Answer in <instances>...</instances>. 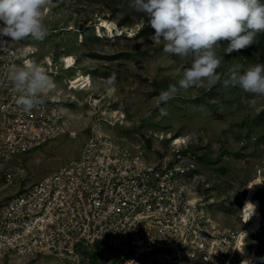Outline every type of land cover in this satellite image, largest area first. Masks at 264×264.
Instances as JSON below:
<instances>
[{
    "label": "rangeland",
    "instance_id": "1",
    "mask_svg": "<svg viewBox=\"0 0 264 264\" xmlns=\"http://www.w3.org/2000/svg\"><path fill=\"white\" fill-rule=\"evenodd\" d=\"M45 17L49 34L43 41L29 37L0 50V56L22 66L25 47L35 49L30 57L44 65L52 79L44 93L45 124L40 125L49 133L11 154L7 161L13 172L11 182H5L0 171V264H54L50 257L32 259L25 252L19 255L18 247L2 240L7 231L8 204L15 193L56 169L89 138L109 142L112 154L120 161L165 160L181 167L176 177L182 197L195 198L201 220L205 216L210 219L199 223L203 227L200 232L210 227V237L217 242L209 264H242L235 248L247 225L242 221L241 208L249 195V184L260 177L261 186L249 196L259 212V229L242 239L257 258L255 263L246 264H264V97L255 98L239 87L222 85L231 67L240 65L243 72L264 64V32L251 46L231 54L224 53L228 42L219 41L214 50L221 58L217 69L221 80L214 85L180 89L164 103L157 98L170 84L178 87L191 58L166 54L163 45H155L147 15L129 7V0H51ZM100 19L123 31L97 36L94 27ZM64 55H71L74 64L64 68ZM46 56L50 65L43 61ZM78 72L89 76L90 89L68 87ZM112 73L116 74L115 86L107 83ZM112 109L124 118L115 121L102 115ZM165 132L181 136L183 143L155 141ZM252 215V219L256 217ZM100 244L94 243V251L85 252L89 261L107 258L98 249Z\"/></svg>",
    "mask_w": 264,
    "mask_h": 264
},
{
    "label": "built area",
    "instance_id": "2",
    "mask_svg": "<svg viewBox=\"0 0 264 264\" xmlns=\"http://www.w3.org/2000/svg\"><path fill=\"white\" fill-rule=\"evenodd\" d=\"M12 65L0 56V171L5 182L13 178L7 165L11 154L49 133L40 127L44 104L29 113L16 104L17 93L7 78ZM113 152L109 142L89 138L56 169L15 193L2 240L32 259L50 257L54 264H209L215 248L211 228L201 233L199 223L210 219L201 220L200 209L182 197L176 177L181 167L165 160L124 162ZM96 242L107 256L103 261L84 255L94 251Z\"/></svg>",
    "mask_w": 264,
    "mask_h": 264
},
{
    "label": "clouds",
    "instance_id": "3",
    "mask_svg": "<svg viewBox=\"0 0 264 264\" xmlns=\"http://www.w3.org/2000/svg\"><path fill=\"white\" fill-rule=\"evenodd\" d=\"M50 3L51 0H0V50L29 37L43 41L49 34L45 9ZM129 7L147 15L154 29L150 39L155 45H163L164 53L191 58V66L184 69L178 87L170 84L160 93L157 99L164 103L180 89L214 85L221 80L217 74L221 58L214 50L219 41L228 42L223 49L225 54H231L251 46L264 32V0H129ZM240 68L235 65L228 70L223 87H239L255 98L264 97V64L252 65L243 72ZM7 78L17 93L16 104L25 113L45 102L44 93L52 85L50 75L35 61L10 66ZM107 83L115 86V73Z\"/></svg>",
    "mask_w": 264,
    "mask_h": 264
},
{
    "label": "bare ground",
    "instance_id": "4",
    "mask_svg": "<svg viewBox=\"0 0 264 264\" xmlns=\"http://www.w3.org/2000/svg\"><path fill=\"white\" fill-rule=\"evenodd\" d=\"M122 31L123 30L121 29L120 26L112 25L111 22H109L105 19H100V22L98 24H96V26L94 27V32H96L98 34L111 33V32L121 34ZM130 34H132V33H130ZM25 48H27V49H24V51H23L24 53H22V55H21V60H20L21 65H23V63L25 61H33L32 58L30 57V54L33 53L35 51V49H31V47H29V46H27ZM43 61L47 65L51 64L50 57H48V56L44 57ZM61 61H62L64 68L70 67L71 65L74 64V59L71 55H64L61 58ZM38 64H40L42 67L45 68V66L42 65L41 63H38ZM13 65H16V64L14 63ZM17 66H20V65H17ZM68 83H69V85H68L69 88H75V89H81V90L82 89L83 90L90 89L89 76L82 74L80 72L76 73L73 77H71L70 80L68 81ZM54 97H55V95H54ZM94 101H97V98H94ZM102 115H106L108 118H110L111 120H115V121H120V119L124 118V115L120 114L119 111H117L116 109H112V110H110V112L103 111ZM70 117H72V116H70ZM109 123L111 124L113 122H109ZM98 130H99V133L101 134L102 131L100 129H98ZM156 137H157V139L155 141H158V140L161 141L164 139H169L171 141L170 142L171 145H176V144L179 145V143H183V139L181 136L172 135V134L166 133V132L162 133L161 135L159 133ZM261 184H262V182H261L260 177H258L257 179H255L253 182H251L249 184V186H248L249 195L246 197L245 203H244L243 207L241 208V213L243 216L242 221H244V222L246 221L247 225L245 226V229L240 233V236L238 237L235 248H236V252L240 256L242 264H246L248 262H251L252 260H254L252 263H255L256 262L255 260L257 259L254 254H252L250 251L247 250L242 238L247 234L256 233V231H258V229H259V224H258L259 212L255 208V206L251 203L249 196L252 193V191L255 188H258L259 186H261ZM194 201H195V198L189 199L190 203H194ZM252 212H253L252 216L256 215V217L253 219L251 218ZM216 244H217L216 241H212L211 249L214 248ZM14 245H15V243L13 241L12 246H14ZM20 254H22V253L19 252V255Z\"/></svg>",
    "mask_w": 264,
    "mask_h": 264
}]
</instances>
